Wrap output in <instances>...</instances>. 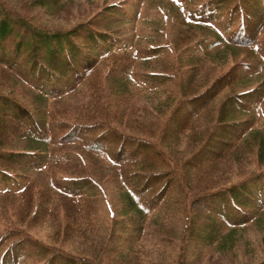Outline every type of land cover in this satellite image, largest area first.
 Returning a JSON list of instances; mask_svg holds the SVG:
<instances>
[{
	"label": "trees",
	"instance_id": "obj_1",
	"mask_svg": "<svg viewBox=\"0 0 264 264\" xmlns=\"http://www.w3.org/2000/svg\"><path fill=\"white\" fill-rule=\"evenodd\" d=\"M125 5L107 6L64 32L38 29L0 4V70L23 83L40 103L26 105L0 89V185L9 184L12 193L21 187L16 216L27 226L19 221L4 233L0 264H99L55 250L29 232L38 227L43 209L52 218L66 203L83 206L82 218L90 219L88 209L97 213L93 207L105 193L103 184L92 175L80 178L68 171L74 161L67 153L76 144L104 155L117 168L120 181L113 184L120 183L116 190L123 207L111 237L128 246L127 255L146 234L153 232L163 243L164 233L174 232L178 209L169 205L170 192L187 184L188 174L211 173L235 153L264 161V0H134L133 14ZM128 25L138 43L120 30ZM172 53L175 62H166ZM111 60L104 72L100 63ZM139 69L147 73L139 75ZM98 74L110 78L116 97L133 91L148 98L151 110L140 109L139 119L167 122L155 143L99 123L76 126L50 117L49 102L77 92ZM202 121L212 122L211 134L197 143L194 154L179 160L178 144L184 138L195 145L203 135ZM44 169L49 170L47 182L20 185ZM200 199L207 206L205 220L185 225L180 234L192 256L222 242L224 248L239 229L263 221L264 171Z\"/></svg>",
	"mask_w": 264,
	"mask_h": 264
},
{
	"label": "rangeland",
	"instance_id": "obj_2",
	"mask_svg": "<svg viewBox=\"0 0 264 264\" xmlns=\"http://www.w3.org/2000/svg\"><path fill=\"white\" fill-rule=\"evenodd\" d=\"M40 1L43 5L49 4L50 1L51 5L43 6ZM133 1L0 0V4L12 15H16L38 29L67 32L76 30L81 24L90 21L103 8L110 5L127 4L123 7L124 10L133 14ZM120 30L127 31L126 37L132 43L133 41L138 43L139 39L133 37L135 36L133 27L123 26ZM141 44L146 43L143 41ZM165 60L175 62L174 53L167 56ZM112 61L100 63L104 72L110 67ZM146 73L144 69H139V75ZM109 80L110 78L105 80L104 74L90 76L87 83L77 92L59 97L56 102H49L53 104L49 109L52 113L50 117H53L55 121H71V124L74 121L76 126L99 123L109 126L110 130H115L124 136L155 143L156 139L164 134L167 122L156 118L139 119L141 110L146 109L147 113L151 110L148 98L143 94L140 96L133 94V91L128 97H116L114 92H110L113 89ZM2 88L26 105L40 104L34 98V93L23 83L0 70V89ZM171 90V93L176 95L174 89ZM107 113L108 117H106ZM207 121H211V118L209 117ZM200 125L203 135H198L194 139L195 145L184 138L178 144L175 153L179 160L194 154L199 149L197 143L211 134L212 129L210 132L209 128L214 126L212 122L202 121ZM97 134L95 133L94 136ZM84 150L82 146L76 144L68 151V157L74 161L72 168L68 171L72 176L80 178L94 176L103 184L105 193H102L93 207L97 210L96 214L88 209L90 219L82 218L85 216L83 206H73L68 203L60 208L58 215L56 214L53 218L49 216L47 209L41 210L38 227L30 228L29 232L40 238L46 245H50L55 250L62 249L69 253L84 255L99 264H247L264 260V219L261 223H250L245 229H239L237 234H233V238L225 242L226 247H221L223 242L218 247L210 246L207 250L204 249L207 247H203L194 256L187 253V244L182 242L180 236L185 225L196 226L205 220L207 206L200 199L201 196L263 172L264 161H259L255 156L235 153L211 173L206 171L203 175L197 172L188 174L184 178L187 184L170 192L169 205H175L178 209L171 225L174 232L171 235L164 233L163 243L153 232L146 234L141 240L134 242L136 248L132 255H127L128 246L115 244L111 237L117 230L115 220L123 207L116 190V185L119 187L120 183L114 181L116 185L113 184L114 179L120 181L117 177V168L104 155L98 157ZM48 179L49 170L44 169L35 173L31 179H22L20 185H29L33 182L39 185L47 182ZM8 186L10 187L9 184L0 185V240L4 233L11 226L17 225L19 221L23 222V226L27 228L22 218L16 216L21 208V198L18 197L21 187H18L17 193H12L8 191ZM145 226H151L150 230H154L153 224L149 222ZM169 230L168 228L166 232Z\"/></svg>",
	"mask_w": 264,
	"mask_h": 264
}]
</instances>
